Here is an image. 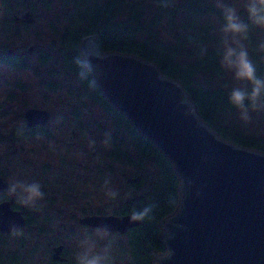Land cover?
Listing matches in <instances>:
<instances>
[{
  "label": "rangeland",
  "instance_id": "obj_1",
  "mask_svg": "<svg viewBox=\"0 0 264 264\" xmlns=\"http://www.w3.org/2000/svg\"><path fill=\"white\" fill-rule=\"evenodd\" d=\"M106 1L99 0V4ZM208 1L217 7L218 0ZM141 6L145 9L146 24L153 28L149 33L152 31L162 41H172L174 32L164 15L160 23L152 25V18L159 15L155 0H147ZM73 15V0H43L34 25L10 24L8 29L0 28V172L11 184L39 183L44 194L47 192L44 199H50H43L34 207L18 202L32 222L18 235L1 236L0 254L7 259L13 257L15 264H46V243L58 241L66 246V253L74 262L78 241L87 236L98 247L111 244L117 264H132L130 238L84 229L79 221L89 214L118 212L145 185L149 186V193L153 183L161 181L162 173L152 159L139 158L130 135L117 129L106 108L92 99L91 89L83 86L78 75L65 65L62 38ZM206 18L216 28L208 46L217 49L222 21ZM10 50L24 54L26 68L4 61L2 54L7 56ZM203 81L214 89L230 90L231 77L224 73ZM30 108L52 113L46 128L49 136H15L25 128L24 114ZM249 117L245 122L237 112L230 116V121H238L248 133L264 136V111L250 110ZM117 148L129 159L117 157ZM140 177L144 184L135 186L132 179ZM48 178L52 180L50 187H46ZM100 179L103 187L97 182ZM49 188H53L52 194L46 191ZM108 191L117 193V198L110 199Z\"/></svg>",
  "mask_w": 264,
  "mask_h": 264
},
{
  "label": "water",
  "instance_id": "obj_2",
  "mask_svg": "<svg viewBox=\"0 0 264 264\" xmlns=\"http://www.w3.org/2000/svg\"><path fill=\"white\" fill-rule=\"evenodd\" d=\"M29 16L26 21L32 23ZM80 51L95 66L94 77L108 103L168 158L181 178L178 209L161 224L166 253L156 254L154 264H264V154L221 138L202 120L182 84L166 78L154 63L105 53L94 35L83 39ZM25 118L31 130L46 126L52 115L29 109ZM10 186L0 177V194L11 195ZM140 199H134L136 204ZM11 205L0 204L3 235L27 225ZM79 223L126 234L144 221L117 215L88 216ZM62 251L55 249V260H61Z\"/></svg>",
  "mask_w": 264,
  "mask_h": 264
},
{
  "label": "trees",
  "instance_id": "obj_3",
  "mask_svg": "<svg viewBox=\"0 0 264 264\" xmlns=\"http://www.w3.org/2000/svg\"><path fill=\"white\" fill-rule=\"evenodd\" d=\"M146 1L107 0L101 5L99 0H73L75 15L62 38L67 68L80 78L77 60L82 59L81 43L88 36H98L103 52L137 56L157 65L166 78L180 82L202 120L221 138L236 146L264 154V136L248 133L240 127L238 121H230V116L239 112L228 102L230 90L214 89V86H207L203 81L205 77L223 74L217 49L208 46L213 41L216 28L210 21H206V17L222 21L220 9L208 0H155L159 15L152 18V25L160 23L164 15L168 19L169 29L174 32V39L165 42L152 31L149 33L153 28L146 24L145 9L141 6ZM262 39L264 36L261 31L253 30L245 42L260 75H264V52L259 50ZM202 49L206 51L202 53ZM19 66L23 69L27 67L25 63ZM81 84L89 88L86 81L81 80ZM89 89L92 99L103 105L114 118L117 129L130 135L139 158L152 159L161 170V181L154 182L155 186H152L149 193V186L145 185L144 190L136 195L135 198L141 197L138 204L134 198L118 211L127 214L134 209L151 208L150 216L143 219L144 224L131 233L130 245L132 264H154L156 254L166 253V247L161 241V224L179 206L181 178L168 158L108 103L98 86ZM29 134L22 129L15 136L26 138ZM117 157L129 159L120 148H117ZM132 181L135 186L144 184L142 177ZM18 209L31 223L29 213L23 207L19 206ZM1 236L4 235L0 233ZM15 262L13 257L7 259L0 254V264Z\"/></svg>",
  "mask_w": 264,
  "mask_h": 264
},
{
  "label": "clouds",
  "instance_id": "obj_4",
  "mask_svg": "<svg viewBox=\"0 0 264 264\" xmlns=\"http://www.w3.org/2000/svg\"><path fill=\"white\" fill-rule=\"evenodd\" d=\"M222 22L219 25L220 42L217 48L220 67L224 74L231 77L228 102L239 110L241 119L247 122L249 111H264V75H260L257 66L250 58L245 44L253 30L264 32V0H218ZM259 50L264 52V39L259 43ZM206 49H202V53ZM79 76L89 88H97L94 77L95 66L87 58L78 59ZM229 87V85H225ZM22 205L34 207L44 199L39 183L14 181L9 189ZM106 195L115 200L117 193L108 191ZM151 208L133 210V221L149 217ZM104 235H107L105 233ZM112 245L98 247L95 240L85 236L78 241L74 253V264H117Z\"/></svg>",
  "mask_w": 264,
  "mask_h": 264
},
{
  "label": "flooded vegetation",
  "instance_id": "obj_5",
  "mask_svg": "<svg viewBox=\"0 0 264 264\" xmlns=\"http://www.w3.org/2000/svg\"><path fill=\"white\" fill-rule=\"evenodd\" d=\"M42 1L43 0H0V28H2L3 30H4V28L8 29L10 24H16L17 27L26 26V25H34L36 23L35 21L37 20L36 19L37 12L40 8ZM12 11H14V12H12ZM10 12H12V13H10ZM26 15H30L28 18L33 19L32 23H28L26 21ZM33 48L35 49V47H33ZM9 52H7V56L2 54L4 61L8 62L11 65L18 66L19 68H21L19 65L20 64L23 65L25 63L24 54L13 51L15 53V55L9 56ZM33 52H34V50H33ZM33 52H30V49H29L30 54H33ZM94 101L97 102L96 100H94ZM30 109H35V108H30ZM51 115H52V113H51ZM24 118H25V114H24ZM25 120H26V118H25ZM50 123H51V121L46 126H38L34 129L27 130L26 129L27 121H26V126L24 129L26 131L30 132V134H29L30 136H32V135L33 136H38V135L49 136L50 132L46 128H48V125ZM32 132H33V134H32ZM93 156L96 157L97 154H94ZM0 177L3 178L4 182H7L11 185V183L6 179V175L3 172H0ZM102 180L103 179L97 180V182L99 183V187H103L102 182H101ZM50 186H52V180H51V178H48L46 187H50ZM115 186L117 188V177H116ZM49 189L50 190H46V191H48L52 194L53 188H49ZM43 193H45V191H43ZM45 196H47V192H46ZM44 200L46 201V200H50V199L45 198ZM0 201H1L0 203L11 202V204H12L11 208L14 211H20V209H18L19 208L18 201H17V197L15 195L11 196V195H7V194H0ZM134 206H137V205H134ZM21 213H23V212H21ZM122 213L123 212H121V211L120 212L116 211L112 214L95 213V214H89L85 217H88V216H115V217H117V215H119V216L130 215L131 211L129 213L127 212V214H122ZM23 215H24V213H23ZM24 217L27 221V225L21 231L27 229L30 226L28 217L25 215H24ZM48 219L50 220V218H48ZM81 227L84 229L91 230V231L94 230L96 232H101L103 234L107 233V235H110V236H127L128 238H130L131 233L135 229V228L131 229L126 234H120V233L108 232V231H105L101 228H93L90 226H82L81 225ZM20 232H16V233L9 235V236L18 235ZM59 247H63V251L60 254L61 260H55L54 259L55 249L59 248ZM44 250H46L48 253V261L46 262V264H70V262L72 261L66 253V251H67L66 246L64 244H62L61 242L49 241L46 243Z\"/></svg>",
  "mask_w": 264,
  "mask_h": 264
}]
</instances>
